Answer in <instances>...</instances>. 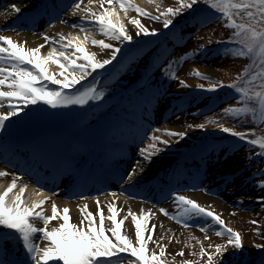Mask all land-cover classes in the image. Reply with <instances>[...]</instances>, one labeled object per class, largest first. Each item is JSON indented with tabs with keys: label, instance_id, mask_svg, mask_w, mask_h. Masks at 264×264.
Returning <instances> with one entry per match:
<instances>
[{
	"label": "rangeland",
	"instance_id": "obj_1",
	"mask_svg": "<svg viewBox=\"0 0 264 264\" xmlns=\"http://www.w3.org/2000/svg\"><path fill=\"white\" fill-rule=\"evenodd\" d=\"M86 1L87 0H82L80 2V8ZM34 2L35 0H9V3L0 7L1 11H5V13L0 14L2 15L0 17V26L5 25V33L15 32L19 34L50 31L48 30L49 27L42 28V31H35L34 29L31 30L30 28L23 27L22 24H8V17L12 11H14L12 9L13 6L17 7L19 5L21 7H29L33 5ZM235 2L239 3L240 0H235ZM93 3L96 5L99 4L98 0L93 1ZM146 3L148 5L147 9L140 8L151 13V15H160V13L164 12L168 7L175 8V6L179 5V0H149L146 1ZM96 5L90 6L95 7ZM115 5L118 6L119 4L114 3L113 5L107 6L111 7ZM203 6L207 9L210 8L205 4H203ZM74 8L75 6L67 12H71ZM191 12L192 11H188L189 14H193ZM135 14L145 25L160 30L159 34L155 36H135L137 30L134 28V39L131 43L121 44L120 42L112 41L114 45L121 48L116 59L104 69H100L101 72L93 73L87 80V84L95 87L98 93L103 92L104 95L101 100H91L83 106L71 105V108L61 107L52 109L43 104L29 106L24 110L23 116L20 114L18 117H13L7 122L6 127L13 126V129L22 127V129L29 131L33 130L38 134L39 131L45 129L59 131L63 126L67 125L68 122L80 121L79 118L83 119L85 122L80 130L77 129L72 133L70 143L68 144L70 146L67 152L69 155L65 157L68 159L71 158L72 164L76 162L80 164L84 161L83 170H85L86 173L94 169L96 165L102 167L106 165V170L111 171L115 177L120 178V176H125L126 179H128L127 173L131 171L132 166L137 161V158L134 157L133 154L138 147L137 130L139 127L143 126V119L149 118L148 116L154 113L158 120L155 124V128L160 129V131L155 132V134L162 136L165 131H169L167 128L168 120L176 117V119L180 120L186 127L187 132V135L184 137L187 149L180 160H182L184 166H186L185 169H189L190 177L188 180L193 179L198 181L203 187L193 190L190 186H183L180 192L176 191L173 193L174 195L171 199L162 201L161 203L156 201L159 198V191L155 192L149 195L151 199L154 198L155 200L142 201L143 203H147L144 212L148 213L149 210L151 212L154 209L160 211L161 208L167 211L176 209L177 205L174 201L175 195H184L187 198L195 199L202 206L210 209L206 203L198 199L199 194L202 193L203 189L208 187V182L213 180L218 183V186L211 195L217 197L218 193H224L223 191L231 186L230 184L236 178V174H238H232L237 164L241 166V170L238 171L239 174L254 183L252 184L251 182L252 186L250 185V187L259 190L258 193L261 192L258 197H264V188L258 186V182L264 179V176L254 175L264 173V157L256 155V150L260 147L246 145L239 140H235L231 144L227 141L225 144L219 141V139L214 140L207 150H203L204 146H201L206 139V137L203 136L215 133L216 131L222 132L218 125L229 127L233 129V131L246 132L248 133V137L253 139L254 137L257 139L264 137V119H261L260 112L255 118L250 117L249 113L234 117L233 114L224 111L227 109L226 107L220 106L209 113L202 115L198 114L199 111L203 109L202 107L205 105L204 103H206L207 97L201 92H196L193 85L207 83L210 79L202 81L201 77L196 76L194 73H204L215 80H231L235 74L237 75L241 68L248 63L246 56H234L226 52L214 54L210 57H206L205 55L202 56L205 53L203 51L209 49L216 40L221 38H234V28L227 26V18L221 15L214 17L211 22L200 21L191 27L186 25L178 36L179 38H177V41L174 42V37L171 35L172 32H166H169L170 29H174L175 25L181 22L184 14L178 15L177 17H168L174 19V24L167 31L163 29L162 25L164 17L161 16V22H158L151 20L150 17L138 15L136 12ZM244 14L245 12H236L234 10L233 18L243 17ZM54 26L55 25H52L50 28H54ZM236 31L237 30H235V32ZM163 33H166L164 37L172 43V54L166 62V67L159 72H155V80L151 85L136 95L131 89L141 81L143 76H145L148 66L151 65V50L156 46L155 38ZM239 37H237V39L244 40V35ZM59 43L57 39H53L48 43L45 42L43 51L40 52V55L42 57L43 54L46 56L53 47L59 49V47H62L59 46ZM201 46L203 47L201 48ZM110 55L111 52L101 58H97L103 60L109 58ZM181 57H183V59H181ZM258 59H256L255 62H257ZM258 64H261V62ZM47 67H54L60 70L57 65L52 63ZM69 73L78 75V73L73 72L72 69H69ZM170 74L172 77L174 74V78H172L171 81L166 80L167 84L165 85L164 79ZM57 78L61 77L58 75ZM181 81L188 85V87H183L180 83ZM5 90L7 89L5 88ZM66 91L73 90L69 89ZM232 103L240 105V97L235 98ZM151 104L154 105V112L151 108ZM200 124L204 125L203 129L196 127V125ZM189 125L192 127H189ZM147 127L149 128V126H146V128ZM145 131H147V129ZM152 133L151 131V134ZM144 134H147V132H144ZM148 143H150V141H148ZM119 146L131 153L130 158H126L122 155L117 156L120 148ZM248 157H251V159ZM0 167L10 169L16 173L15 166L8 165L6 167L2 161L0 162ZM164 174L158 178V183L162 181ZM226 178L231 181L227 185H225ZM12 179L13 178L10 180L12 181ZM204 180L205 182H203ZM168 181L171 182V179L169 178ZM29 183L32 182H26L23 179L19 180L15 188L17 191L14 192V190L12 193H19L20 188H24L25 191L22 194L23 200L27 189L34 192L42 191L41 193H44L46 197L56 195L55 193L59 190L55 187L44 189L40 185L37 186ZM20 184H22V186H20ZM24 185H26V187H24ZM158 188H160L159 185L157 189ZM3 189L4 188L0 185V192L5 190ZM244 189H246V187ZM252 190L246 189L240 192V194L248 196V194L253 193ZM10 194L6 198L8 201L12 200ZM105 194H108V192ZM111 195L112 194H108L107 196ZM121 195L129 199L127 195ZM99 196L100 195L95 198H99ZM84 197H89V195L85 194ZM134 198L135 197H130L129 202ZM115 200V198L111 199V201ZM262 203L264 202L259 199L254 204H239L234 201H229L227 203L226 211L221 215V218L225 221L226 227H230L240 233L243 251L240 252L228 246L227 252L223 257V264H258L260 261H264V250L255 247L256 244L264 242V233L262 231L264 228V207H262ZM129 208L130 209L126 210L127 214L122 216V219L125 217H127L126 219H131L128 212L129 210H131V212L134 210L131 209L133 207ZM120 210L121 208L118 209V213ZM123 211H125V209ZM97 217L99 219V216ZM106 217L107 216H105V221L107 220ZM253 220H256L257 224L251 223ZM35 221L37 220H34L33 223L37 226ZM179 224L180 227L177 229L181 233L178 241L179 245L175 247L173 251L166 249L165 255L161 257L164 264H184V262H190V264H205L207 256H202L200 254L201 246H203L207 252H214L215 244L225 245L228 239L227 235H216V232L221 231L220 226L214 224L210 218L195 219L190 222V226L187 228L183 227L181 223ZM197 225H199V227H197ZM205 226H208V230L200 231V227ZM84 229L87 230L86 227H84ZM258 232L260 234H257ZM0 235L9 237L5 244L6 251H0V253L3 254L4 260L7 264H14L15 261L21 263L26 257V251L25 249L18 250V239L16 236L4 229H0ZM41 237L42 234H35L34 241L38 243L41 241ZM205 237H208V239H205ZM8 243H11V245L9 246ZM153 248H155V246ZM155 250L159 252L158 248H155ZM181 250L183 251V255H177ZM129 259L131 258L128 257L127 254H121V260H114L113 264H128ZM215 259L218 260L220 257L216 256Z\"/></svg>",
	"mask_w": 264,
	"mask_h": 264
},
{
	"label": "snow or ice",
	"instance_id": "obj_2",
	"mask_svg": "<svg viewBox=\"0 0 264 264\" xmlns=\"http://www.w3.org/2000/svg\"><path fill=\"white\" fill-rule=\"evenodd\" d=\"M98 2L103 11L97 13L92 11L91 8H86L85 11L88 15L83 17V19L91 24L98 25L99 32L110 41H117L121 44L131 43L134 35L126 28L124 23L120 22L118 17L114 22V11L110 7H104L105 4L113 5L118 3L125 12H127L128 8H134L138 15L150 17L153 21L161 22L162 16L164 17L162 25L165 30L174 24V19L168 17H177L184 14L185 10H193L198 4L203 3L210 9L217 10L227 18V26L237 30L236 36L244 35V40L241 41L244 44V50L226 49V51H231L234 56H258L261 62L260 71L253 75L251 81L247 83L250 84L260 79L262 81L260 86L264 89V0H240L239 3L235 2V0H179L178 7H168L160 15H151V13L134 6L131 0H98ZM92 3L93 0H88V4ZM75 7L79 10L80 3H76ZM13 10L18 14L22 11L15 6H13ZM234 10L236 12L244 11L250 23H236L233 19ZM130 24L135 26L137 30L135 36H155L160 31L145 25L136 17L130 18ZM79 27L84 31L82 25H79ZM44 39L46 43L53 40L52 37L47 35L44 36ZM65 39L63 34H60V40L63 41ZM89 39V36H85L83 40L71 37L67 39V43L62 45V50L57 51L53 47L46 56L42 57L40 52L44 45L27 48L24 43H18L11 37L0 35V63L5 61L10 63V67H0V106H6L7 108V111H0V130L4 129L7 122L13 117H18L29 106L43 104L56 109L70 105L83 106L91 100L99 101L102 99L103 92L98 93L95 87L87 84V80L96 70L104 69L110 65L116 59L121 48L111 42H106L104 39H91V44L100 46L101 50H111L109 58L100 60L95 52L86 50L85 43ZM49 62L58 66L60 69L58 75L61 78H57V74L49 73L46 67ZM69 69H72L78 75L69 73ZM194 74L204 79L209 78L202 76L200 72H195ZM172 78H174V74ZM180 83L183 87H188L183 81ZM197 87L204 89L203 84ZM224 87L233 88L237 92L242 93L241 99L245 102L258 99L260 117L264 119V91L256 92L252 96L248 94L247 88H236L235 83L226 85L222 82L212 84L206 91L215 92L218 88ZM69 89L73 90L71 94L66 91ZM5 101L7 102L6 105L4 104ZM224 111L233 114L234 117H239L251 111L255 118V111L247 106L229 107ZM189 127L192 126L189 125ZM196 127L203 129L204 125L200 124L196 125ZM218 127L223 133L229 134L239 141L246 142L249 145L259 144L260 148L264 149V137L248 140V133L246 132L233 131V129L223 125H218ZM151 131L153 134L147 136L150 143L138 150L140 160L146 162H151L153 157L166 151L173 142L154 134L159 132L160 129ZM164 135L182 140L187 133L169 130ZM158 145H163V147ZM259 155H264V151L259 153ZM248 158L251 159V157ZM140 160L127 173L129 181L134 179L136 169L140 167ZM8 175L11 174L6 171H0V178ZM254 175L264 176V173ZM21 179L22 177L15 176L7 188L0 192V229L10 231L12 235L16 236L18 241L22 242V247L26 250L27 264H61V262L62 264H113L114 260H121V254H127L131 258L128 260V264H164L161 259L166 253V245L162 243L164 237L156 238L158 226L150 224V216L154 215L150 210L148 213L141 211L139 215L129 210L128 215L132 219L131 229L134 230V237L129 234V229L125 225L127 217L118 219V209L115 201L107 205L109 215L106 218L111 222L110 224H105L104 211L97 199V211L95 214L88 210L87 205L79 208L82 218L80 224L77 225L71 222L70 209L67 207L59 209L55 203L52 204V214L50 216L46 215L43 205L48 200V197H44L31 206H27L22 200L24 188H20L19 193H16L12 200L8 201L6 198L14 191L18 181ZM230 182L229 179H225V185ZM258 186L264 188V179L258 182ZM196 187L198 186L194 185L193 190ZM203 190L207 191V189ZM258 199L264 202V197H258ZM174 201L177 205L176 213L170 214L166 209L161 208L160 212L164 216H169L171 219L181 223L185 228L189 227L190 222L195 219L210 218L214 224L220 226L221 231L216 232V235H227L228 237L225 245H214V252H207L201 246L200 254L207 256L205 264H223V257L227 252L228 246L240 252L243 251L240 233L230 227H226L221 215L202 206L197 200L187 198L184 195H175ZM262 207H264V203H262ZM96 216H99L98 226L96 224ZM36 219L41 220L45 227L35 226L33 221ZM57 219L62 220V223H59L58 227L48 230L47 226L49 223ZM85 221H87V230L84 229ZM251 223L257 224V221L253 220ZM207 230L208 226L200 227V231ZM35 234H42V238L48 243L44 247L37 245L34 242ZM257 234L260 233L258 232ZM8 238L0 235V251H6L5 244ZM205 239H208V237H205ZM169 241H171V238H169ZM151 245L158 248L159 252L155 248L150 247ZM255 247L264 250V243L256 244ZM177 255H183V251L181 250ZM216 256H219L220 259H215ZM0 264H7V262L0 257ZM184 264H190V262H184Z\"/></svg>",
	"mask_w": 264,
	"mask_h": 264
},
{
	"label": "bare ground",
	"instance_id": "obj_3",
	"mask_svg": "<svg viewBox=\"0 0 264 264\" xmlns=\"http://www.w3.org/2000/svg\"><path fill=\"white\" fill-rule=\"evenodd\" d=\"M146 1H149V0H131V3L136 7H139V8L142 7L144 9H147L148 5ZM90 5H96V4L94 3L88 4V0H87L79 10H77L75 7L74 9L71 10V12H68L63 17V19L58 25H55L54 28H52L47 33H19L18 34L15 32H12V33L7 32L4 34L0 33V35H6L8 37H11L14 41L18 43H24L25 47L27 48H35L39 45H44L45 35H47L48 37H52L53 39L54 38L57 39L60 42L59 46H62L64 43H67V39L71 37H76L78 40H83L85 36H89L90 39L85 43L86 50L90 52H95L97 54V57L101 58L102 56L111 52V50L110 49L101 50L100 46H94L91 44V39H98V40L104 39L106 42H111V43L112 41H110L108 38H106L103 34L99 32L98 25L91 24L87 22L85 19H83V17H86L88 15L85 9L91 8L92 6ZM26 7L27 6L21 7L18 5V8H20L21 10L23 9L25 10ZM104 7H108V6L105 5ZM110 8H112L114 11V15H113L114 22L116 18L118 17L120 22L124 23L126 28H128L130 32L134 34L135 26L130 24V18L137 16L135 14L134 8H128L127 12H125L124 9H121L120 5L111 6ZM91 9L92 11L97 12V13L103 11V9L100 7L99 4L96 5L95 7H92ZM148 10H149V7H148ZM13 13H15V11H12L11 14ZM74 25H78V26H74ZM79 25L83 26L84 31L81 30V27H79ZM60 34H63V36L66 39L61 41ZM43 48L44 47L41 48V51H43ZM60 50H62V47H59V49H57V51H60ZM48 65H46V67ZM47 69L49 73L57 74V76L60 71L58 69H55L54 67H49V68L47 67ZM0 111H4V110H1L0 108ZM167 128L169 130L186 132V127L182 124V122H180V120H177L176 117L168 120ZM2 132L3 133L1 135V141L5 144V146L7 145L12 146L11 148H13V151L14 153H16L18 159H20L23 163H26L28 165L30 164V168L33 165H35L34 167H36L35 170L37 171L38 179L43 178L44 176H46L47 178H50L53 175V173L55 172L56 166L58 165L60 160H62V156L60 157V154L62 150L64 149V146L68 143L70 139V132H68V130H65L64 132H57L56 137H54L52 140L49 139L51 134L49 135V133H44L42 136L34 139V142L31 144L30 148L25 151V150H21L22 149L21 145H23L21 141L25 140L27 142L28 139H25L21 135L23 134L25 136H29L33 133V131H27L24 133H22L21 130L15 131V133L13 132L6 133L5 131H2ZM161 137L162 139H169V140H172L173 142L167 148L166 151L153 157L151 162L140 160L138 153H136L137 160H140V167L136 169L134 179L132 181H129V180L126 181V185L132 186L130 188L135 187L137 184L144 185L145 183H149V181H152L154 176L158 177L160 172H166L165 170H168V168L171 166L173 167L174 164L177 162V160L186 151L187 146L185 145L184 138L182 140H179L178 138L168 137L164 134ZM29 145H30L29 142L24 144L25 147L26 146L28 147ZM146 145L147 144L145 143L144 146ZM158 146L163 147V145H158ZM35 161H38V163L46 162L47 167L42 169V171L37 170V166H36L37 163ZM240 170H241V166L240 164H237L232 174L234 173H238V174H236L237 175L236 178L230 184L231 186H229L228 188L225 189V191H223L224 193H218L217 197L202 193V194H199L198 199L201 202L206 203V205L210 207V209L214 210L220 215L225 213L226 205L229 201H234L239 204L256 203L258 201V195L261 194V192L258 193L259 190L253 189L252 187H250L251 181L243 177L242 175H240L238 172ZM0 171H6L11 174L6 177L0 178V185L4 189L7 188L6 185L11 183V180H10L11 178H14L15 176H19L17 173L10 171L6 168L0 167ZM77 174H78V168L75 167V171H73L72 174H69V176L65 178V182H63V185L60 191L58 192L63 191L71 182H73V179L76 177ZM22 179H24V177H22ZM25 180L27 181L30 180V178H28V175ZM209 184H213V186L216 187L218 183L216 181H212ZM20 186H22V184H20ZM24 187H26V185H24ZM245 187L246 189H250V190L253 189L252 190L253 193L248 194V196H245V194L244 195L240 194V192H243L244 190H246L244 189ZM126 189L129 190L127 187L117 186V191H114V188H112L109 191V192H117L116 194L113 193L114 195H111V196H107L106 194L105 195L103 194L100 198H75L74 196L78 194L77 193L78 189L75 188L74 191L66 192L65 194L56 193V195L47 196L48 200L43 205V209H44L45 214L50 216L52 214L51 208H52L53 203H55L59 209H63L67 207L70 209L71 222L79 225L81 218H82L79 208H83L85 205H87L88 210L92 211L95 214L97 211V199H98L100 202V205L103 208L104 215L108 216L109 213L107 212V205L113 202L111 201L112 198H115L116 207L118 209L121 208V210L118 213V219H122V216H125V214H127L126 210L130 209L129 207H133L131 208L134 210L133 212L139 215L141 211H144L146 209L145 208L146 203H143L142 200H139V199H132L131 202H129L130 200L128 198L123 197L121 195L122 191L124 192ZM16 191L17 190H15L14 192ZM41 192H34L32 190L30 191L29 189H27L23 201L25 202L27 206H31L33 203H36L40 199H43L44 197H46V195ZM10 195H11L10 198H13L15 194L11 193ZM124 209L125 211H123ZM151 212L154 213V215L150 216V224H156L158 226L156 229V238L159 239L161 236H163L164 239L162 240V243L166 245L167 250L173 251V249L179 245L178 241L180 239L181 233L177 229L180 227V225L178 224L177 221L171 219L169 216H164L160 211H156L154 209ZM174 212L176 213L175 210ZM36 220L37 221L35 222L38 227H45L42 221L38 219ZM59 223H62V220L57 219V220L51 221L49 225L47 226L48 230H51V228L53 227H58ZM110 223L111 222L108 220L105 221V224H110ZM96 224L97 226L99 225L98 217L96 219ZM125 225L129 229V234L134 237V230L131 229L132 219H129V218L125 219ZM84 227H86L87 229V221H85ZM262 231L264 233V228L262 229ZM169 238H171V241H169ZM262 238H263V235H262ZM40 240L41 241H39L37 244L40 247H43L48 243L42 237ZM150 247H154V245H151Z\"/></svg>",
	"mask_w": 264,
	"mask_h": 264
},
{
	"label": "trees",
	"instance_id": "obj_4",
	"mask_svg": "<svg viewBox=\"0 0 264 264\" xmlns=\"http://www.w3.org/2000/svg\"><path fill=\"white\" fill-rule=\"evenodd\" d=\"M202 4H198L194 7V9L199 8V6H201ZM242 13H244V11H241ZM219 12L217 10H212V9H205L203 8L202 10H197V12H195L194 14L190 15L187 20H192L193 17L195 15H199L202 17H207V16H215L217 15ZM222 14V13H221ZM223 16V14H222ZM245 18V19H244ZM234 19V18H233ZM236 23L240 24V23H244V24H248L250 23L246 13L243 15V17H238L236 19H234ZM236 29H234V38L233 39H229V38H221L218 39L216 41L220 42L218 43V45L221 46V49H230V50H244V44L241 43V39H237L238 36H236ZM241 38V37H239ZM231 54L232 52L229 51ZM248 63L245 64L243 66V68H241L240 72L231 79V80H223V79H219L217 81H213L214 83H224V84H232L235 83L236 84V88H247L248 89V94L254 96L256 92H260V91H264V89L261 88V83L262 81L260 79H257L255 81H253L252 83H247L248 81H251L252 76L256 74L257 71H260V66L261 64H258L260 62V59H258V56L255 55H246ZM258 59L257 62H255V60ZM245 69H247V71H245ZM241 73H243V75H241ZM214 83H210L207 82L206 85L207 87H210L212 84ZM215 95L220 93L222 94V96H230L232 98L235 97H242V93H239L236 91V89L233 88H228V87H224V88H218L215 92H212ZM226 98V97H225ZM230 101V100H228ZM240 107H249L251 109H253L255 111V116H257V114H259L260 112V108H259V100L258 99H254L252 101H247L245 102L244 100L241 99V103L239 105ZM249 116L250 117H254L253 116V112H249Z\"/></svg>",
	"mask_w": 264,
	"mask_h": 264
}]
</instances>
